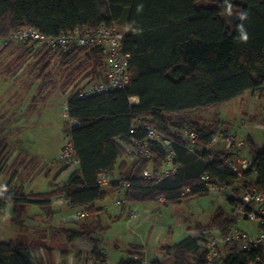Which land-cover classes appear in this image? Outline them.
<instances>
[{"label":"trees","instance_id":"obj_1","mask_svg":"<svg viewBox=\"0 0 264 264\" xmlns=\"http://www.w3.org/2000/svg\"><path fill=\"white\" fill-rule=\"evenodd\" d=\"M201 0H0V57L11 58L3 69L6 76L29 73L40 82L41 92L50 86V67L58 57L61 77L58 89L72 88L67 97L69 127L65 133L77 158V170L70 173L61 187L52 185L48 194L8 193L11 181L0 191V215L9 204H33L48 207L51 200L64 197L71 212L93 215L96 204L104 202L107 191L97 182L101 175L109 178L118 172L122 178L110 181L109 189L121 190L118 182L129 183L121 191L124 207L158 202L179 204L209 195L199 177L207 174L227 188L221 193L230 207L228 213L217 210L209 222V231L225 235L236 224L230 217L240 197L252 187L264 196V150L250 136L245 137L253 165L236 175L220 172L216 164H206L186 153L182 143L173 145L180 169L175 175L152 182L141 172L160 167L163 151L155 148L151 162L132 158L126 147L144 136L142 130L129 133L135 120L149 121L169 136L168 125L190 124L197 134L196 144L203 150L211 137L223 128L219 120L212 128L189 121L191 113H209L240 98L245 92L264 94V0H214L215 6L199 5ZM243 17V18H242ZM100 25L122 35L123 53L128 56V84L123 90L109 91L86 99L77 98L85 86L100 81L105 70V56L99 47L71 52L60 48L38 51L34 44L10 40L18 29L33 28L47 38H57L74 28L94 29ZM247 36L245 40L243 37ZM129 98L137 104L130 105ZM77 126L70 128V123ZM224 134L228 131L221 129ZM7 146L0 141V173L7 158ZM206 157L208 152L203 151ZM150 163V164H149ZM59 167V166H58ZM14 175V174H13ZM12 175V180L15 177ZM187 189L189 193L182 195ZM230 191L231 196L227 195ZM264 219V216H263ZM59 232L67 243L76 238L87 240L92 249L89 258L104 264L101 243L94 237L99 226L65 222ZM206 229V230H207ZM264 232V226H259ZM239 241L217 251L219 264H264V250L241 251ZM128 256L118 264H139L142 247L130 245ZM170 264H206L207 253L186 236L172 246H160ZM139 260L134 261L133 257ZM0 264H34L28 248L13 242L0 243ZM149 264H166L154 259Z\"/></svg>","mask_w":264,"mask_h":264},{"label":"rangeland","instance_id":"obj_2","mask_svg":"<svg viewBox=\"0 0 264 264\" xmlns=\"http://www.w3.org/2000/svg\"><path fill=\"white\" fill-rule=\"evenodd\" d=\"M199 5L215 6V1L201 0ZM19 45L15 46L14 43L11 48L16 49L15 52H18L17 47ZM6 54L7 52L0 57V70L8 65L7 63L11 58ZM50 71L51 84L47 87L50 91H45L44 93H40L42 91L41 83L34 80L27 72H18L16 77L6 76L3 71L0 73V141L7 146V154L9 153L13 156L12 152L20 153L26 158H32L31 162L45 160L42 163L43 167L48 166L49 160L53 158L58 150L57 148L61 149L67 141L65 131L69 127V122L62 116L65 111L64 103L72 90V88L65 91L58 89V80L61 77L58 60L51 63ZM15 78H17L16 81ZM251 113H254L257 117L253 121L249 120ZM216 119L220 123L221 121L224 123L222 125L223 128H218L217 131L227 129L232 135L237 136L239 140H243L249 135L258 145L259 150H264V130L256 128L257 125H264V94L253 95L250 92H245L243 96L217 111L189 114V121L205 128L213 125ZM12 159L6 164V158V165L4 164L0 173V191L11 181L7 192L14 194L18 191H24L23 186L28 175L25 178L18 175L12 180L13 174V177L19 173L23 176L21 174L23 171V167H21L22 159L16 154ZM126 161V165H129L130 160L126 159ZM64 170L60 166L50 169V173H52L53 177L57 174L56 177H58L59 181L64 182V173L62 174ZM42 173L39 171L35 173L34 183L43 181L42 175H40ZM121 176L118 172H114L110 181H116L122 178ZM42 188L40 192L48 190L43 184ZM120 195L119 198L121 199L123 195L122 193ZM227 195L231 196L230 191L227 192ZM114 198L115 196L108 195L104 202L99 204L101 206L106 205L107 208L111 207L112 214H114L118 209L115 208L116 199ZM57 207H64V205H57ZM133 207L138 213L135 223L125 222V217H115L110 221H106V230L101 235L102 247H105L106 254L119 260L124 256L125 252L123 242H127L130 245V243L135 241L136 244H142L143 246L149 242V257L155 253L156 258L163 260L166 264H170L172 260L171 258H163V255L159 252L160 246H172L186 236H190L191 232L207 229L211 217L217 210L226 213L230 211L226 197L223 194L212 193L190 201H182L179 204L149 202L135 204ZM47 211L53 212L54 221L62 214L58 208L23 204L7 205L4 212L0 215V243L27 244L20 237L13 239L15 238L13 234L17 232L18 226L25 222L21 218L22 214L38 215L36 218L41 221H47L45 218ZM81 216L80 212H73V215L66 216L63 219L64 222L77 221ZM32 218L31 221H28L30 224L33 222ZM236 228L248 236L261 231L257 223L249 222L245 218L237 222ZM51 236L49 234L45 237L50 241ZM44 242L43 237H40L36 244ZM114 246H117L118 250Z\"/></svg>","mask_w":264,"mask_h":264},{"label":"built area","instance_id":"obj_3","mask_svg":"<svg viewBox=\"0 0 264 264\" xmlns=\"http://www.w3.org/2000/svg\"><path fill=\"white\" fill-rule=\"evenodd\" d=\"M10 40L14 43H31L34 44L38 51L43 49L60 48L63 52H71L76 49L87 47H99L104 52L105 70L103 78L100 81L91 83L77 92V98L86 99L95 95H99L109 91L123 90L128 84V56L123 53L122 35L112 28L100 25L94 29L74 28L70 31L62 33L57 38H47L33 28H22L15 31ZM6 45V41H0V49ZM130 105H136V98H129ZM66 105L64 103L63 118L67 119ZM256 128L264 130V125H257ZM168 131L172 136L161 132L152 125L149 121L139 119L133 120L129 125V133L135 134L138 130L144 132L141 139L134 140L131 145L126 147L127 153L130 156L128 160L136 158L141 161L151 162V159L156 158V150L163 151L160 167L155 169L153 166L145 168L141 172V178L152 182H161L167 177L176 174L180 169L177 164L176 154L173 151V145L182 143V147L186 153L194 156L197 160H202L206 164H216L220 172L229 171L240 175L244 171L251 169L253 160L249 155H243L240 152L245 146L243 140H239L237 136L231 133L224 134L223 131H217L213 135L204 149L208 155H202L203 149L196 144L197 134L193 127L188 123H183L177 127L168 125ZM51 165L61 166L65 170L64 182L59 181L58 177L54 180L55 187H61L66 182L68 175L77 170L78 161L73 155L72 144L69 138L60 149L57 159L52 160ZM150 164V163H149ZM61 174V175H62ZM200 182L204 185V189L208 194H221L226 192L227 188L220 185L216 179L210 178L207 174H202ZM100 189H107L110 185V180L107 176L101 175L97 182ZM121 191L129 189V183L118 182ZM187 189L182 191V195H187ZM159 203L163 202V198H158ZM56 205H67L68 200L64 197L54 199ZM114 205H123V199L116 200ZM264 196L259 193L255 187H252L247 192L243 193L238 203L230 213V217L235 220L236 224L241 219H246L249 222H255L259 226H264ZM138 218L136 209H130L125 215V222L135 223ZM234 226L228 227L225 235L215 234L212 231L203 229L191 234V237L196 241L197 247L207 253L206 264H219L217 251L222 246L231 242L239 241L241 251L248 250H264V232L260 231L257 234L248 236ZM157 259L153 256L149 261L139 260L138 256H134L133 260L139 264H149L152 260Z\"/></svg>","mask_w":264,"mask_h":264},{"label":"crops","instance_id":"obj_4","mask_svg":"<svg viewBox=\"0 0 264 264\" xmlns=\"http://www.w3.org/2000/svg\"><path fill=\"white\" fill-rule=\"evenodd\" d=\"M55 60H58V57L54 56L53 62ZM49 73H51L50 70H49ZM17 75H18V73L16 74V76ZM16 79L17 78H15V81H16ZM45 91L49 92L50 89L46 88L44 90V92ZM256 118H257L256 115L254 113H251L249 120L253 121ZM221 123L224 125V123L222 121H221ZM226 131H228V130L226 129ZM228 133H230V132L228 131ZM244 139H243V141H244ZM57 149L58 150L56 151L53 158L51 160H49V164H48L49 167L48 166H46V167L42 166V163L45 162V160H42L40 162H37V161L31 162L30 160H32V158H30V159L26 158L23 156V154L20 155V153H15V152H12L13 156H11L9 153L7 154V161H6L7 163L5 162L6 164H8L11 161V159L14 158L15 154L22 159L21 167H23V169H22L23 171L21 174H23V176H21L19 173V174H17L16 177H18V175H19V177L25 178L26 175H28L27 179L24 183V186H23L24 191L22 190V193L24 195H26L28 193L48 194V193L53 191L52 185H53L54 180H55L54 178L56 177L57 174L55 175V177H53L52 173H50V169L56 168L58 166L51 165L50 163L52 160L57 159V157L59 155L60 148H57ZM240 152L245 156L249 155L248 147L246 145L242 149H240ZM10 156H11V158H10ZM24 159H25V162H24ZM37 171H39L41 173L43 172L42 174H40V175H42L43 181L36 182L39 184L34 183V177H35V175H36L35 173H37ZM42 184L46 188H48V190L46 192H40V189L42 188ZM105 190L107 191L108 195L115 196L114 199L120 200L119 197L121 196L120 195L121 190L118 191V190H112L109 188H107ZM53 201L54 200H51V204L48 207L58 208V209H60V212H62V214L55 221H54L55 218L53 216L52 211H47V213H46L47 215L45 216L47 221L39 220L38 218H36V217H38V215H34V216L31 215L30 216L29 214L23 213L21 218H23L25 222H23L22 224H20L18 226L17 232H15V234H13V237H15L13 239L20 237L27 242V244H21V245L28 248V251H29L30 256H31V260L34 264H95L89 258V253L92 249V246L87 240H85L83 238H76L72 242L67 243L65 238L59 234L60 231H62L63 229L66 228L63 218L66 216H69V215H73V212L69 211L66 208V205H64V207H57V205L54 204ZM24 205H33V204H24ZM133 206H135V205H127L124 207H120V206L115 205V208H118V209L116 210V213L112 214V208L111 207L107 208L106 205L101 206L100 204H96L94 209L97 210V213H94L93 215H88L87 213H85V214L81 213L82 216L77 221L75 220L76 223L86 224V225L97 222V225L99 226V228L95 232L94 237L98 238L99 241L101 242V250H102L103 255L106 257V262L104 264H118L121 260L126 259L128 256L127 249L130 245L142 247V249H143L142 259L145 261H149V259H152V257L155 256V253H153L152 256L149 257V252H148L149 251L148 250L149 249V242L145 246H143L142 244H136L135 241L130 243V245L127 242H123V247L125 248V250H124L125 252H124V256H123L124 258L122 257L119 260H117L116 258L109 257L106 254L105 247H102L101 235H103L104 231L106 230V226H105L106 221H110L111 219H113L115 217H118V218L125 217L126 213L130 209H132ZM32 217H34V218H32ZM31 218L33 220L32 224H30L28 222V221H31ZM191 233H193V232H191ZM49 234L52 235L50 241H48L47 237H45ZM40 237H43L45 242L42 244L41 243L36 244ZM190 237H191V235H190ZM28 243H30V244H28ZM163 246H168V245H163ZM114 247L118 250L117 246H114Z\"/></svg>","mask_w":264,"mask_h":264},{"label":"water","instance_id":"obj_5","mask_svg":"<svg viewBox=\"0 0 264 264\" xmlns=\"http://www.w3.org/2000/svg\"><path fill=\"white\" fill-rule=\"evenodd\" d=\"M77 126V123L76 122H71L70 123V128L72 129V128H74V127H76Z\"/></svg>","mask_w":264,"mask_h":264},{"label":"clouds","instance_id":"obj_6","mask_svg":"<svg viewBox=\"0 0 264 264\" xmlns=\"http://www.w3.org/2000/svg\"><path fill=\"white\" fill-rule=\"evenodd\" d=\"M242 18H243V17H242ZM243 38L246 40V39H247V36L245 35Z\"/></svg>","mask_w":264,"mask_h":264}]
</instances>
